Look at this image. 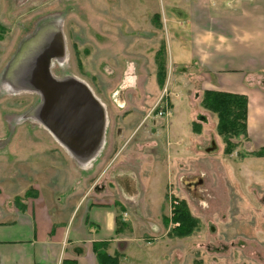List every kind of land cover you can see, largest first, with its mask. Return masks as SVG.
Returning <instances> with one entry per match:
<instances>
[{
    "label": "rangeland",
    "instance_id": "374dc122",
    "mask_svg": "<svg viewBox=\"0 0 264 264\" xmlns=\"http://www.w3.org/2000/svg\"><path fill=\"white\" fill-rule=\"evenodd\" d=\"M166 1L0 0V204L32 184L50 199L75 192L73 224L86 203L108 201L130 225L109 247L121 264H264V159L251 155L258 146L248 139L224 154L217 117L201 104L202 68L186 66L190 39L170 20L185 16ZM253 27L264 32V22ZM253 31L243 36L256 47L264 40ZM239 52L260 62L254 49ZM223 58L221 78L249 76ZM48 73L82 82L102 104L104 136L90 162H79L42 122L50 119ZM258 75L264 88V71ZM176 200L198 219L190 237L169 235Z\"/></svg>",
    "mask_w": 264,
    "mask_h": 264
},
{
    "label": "crops",
    "instance_id": "0c3cea01",
    "mask_svg": "<svg viewBox=\"0 0 264 264\" xmlns=\"http://www.w3.org/2000/svg\"><path fill=\"white\" fill-rule=\"evenodd\" d=\"M166 2L172 14L185 16L171 15L170 20L174 31L180 30L183 38L190 39L186 66L202 68L206 90L248 97V141L250 146L256 144L257 149L264 147L258 145L264 142V88L256 85L260 75L256 79L252 76L254 72L264 71V41L253 47L243 36L253 34V26L264 22V0ZM212 23L214 27L210 26ZM253 32L260 33L264 40L261 29ZM176 40L181 55L183 45L179 37ZM241 49L251 51L249 54L254 49L260 55V62L248 63L242 58ZM223 56H232L230 61L235 70L247 72L249 76L235 80L221 78L222 66L229 63ZM30 187L35 190L32 195L16 203L14 197H24ZM20 193L16 192L12 200L6 197L0 204V264H63L65 261L98 264L94 244L109 242L111 247L116 242L117 216L108 201L86 203L83 216L71 224L81 203L72 202L75 192L50 199L41 187L32 184Z\"/></svg>",
    "mask_w": 264,
    "mask_h": 264
},
{
    "label": "water",
    "instance_id": "95a60500",
    "mask_svg": "<svg viewBox=\"0 0 264 264\" xmlns=\"http://www.w3.org/2000/svg\"><path fill=\"white\" fill-rule=\"evenodd\" d=\"M45 81L46 111L50 119L49 123L42 121L43 124L79 162H90L102 145L104 136L106 123L102 104L88 86L78 80H56L48 73ZM90 110L91 117L88 116ZM92 123L94 139L84 141L85 136L90 135ZM60 129H64L66 134L59 133ZM71 144L77 145L78 149H72Z\"/></svg>",
    "mask_w": 264,
    "mask_h": 264
},
{
    "label": "trees",
    "instance_id": "16d2710c",
    "mask_svg": "<svg viewBox=\"0 0 264 264\" xmlns=\"http://www.w3.org/2000/svg\"><path fill=\"white\" fill-rule=\"evenodd\" d=\"M167 74L162 68L158 72V83L164 87ZM202 107L213 113L217 117L216 131L224 139L226 156L232 155L238 147L241 139H248V118H249V99L245 95L206 90L201 100ZM194 131L200 132V125L195 123ZM257 158H264V147H261L251 154ZM31 192V190L29 191ZM27 193L28 197L30 193ZM175 227L169 232L178 238L190 237L198 228V219L190 212L186 201L176 200L172 210V217L167 220V224ZM117 218L116 234L118 235L123 227L128 226ZM130 228V225L128 226ZM109 242H97L94 244V254L98 264H121L118 253H109ZM63 264H76L75 262L65 261Z\"/></svg>",
    "mask_w": 264,
    "mask_h": 264
},
{
    "label": "flooded vegetation",
    "instance_id": "af4514ba",
    "mask_svg": "<svg viewBox=\"0 0 264 264\" xmlns=\"http://www.w3.org/2000/svg\"><path fill=\"white\" fill-rule=\"evenodd\" d=\"M56 59H54L53 60V62L55 61ZM91 131H90V135H88V136H85V138H84V141L85 140H89V139H94V123H92V125H91ZM55 138V137H54Z\"/></svg>",
    "mask_w": 264,
    "mask_h": 264
},
{
    "label": "bare ground",
    "instance_id": "6f19581e",
    "mask_svg": "<svg viewBox=\"0 0 264 264\" xmlns=\"http://www.w3.org/2000/svg\"><path fill=\"white\" fill-rule=\"evenodd\" d=\"M59 56L60 55H54V58H52L51 60H50V63L53 65L54 64V62H53V60L54 59H56V60H58V58H59ZM91 91V90H90ZM91 93L93 94V92L91 91ZM93 96H94V94H93ZM103 120H105V123H106V116H104V119Z\"/></svg>",
    "mask_w": 264,
    "mask_h": 264
},
{
    "label": "built area",
    "instance_id": "2783aa9c",
    "mask_svg": "<svg viewBox=\"0 0 264 264\" xmlns=\"http://www.w3.org/2000/svg\"><path fill=\"white\" fill-rule=\"evenodd\" d=\"M162 114V113H161Z\"/></svg>",
    "mask_w": 264,
    "mask_h": 264
}]
</instances>
